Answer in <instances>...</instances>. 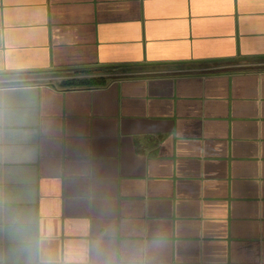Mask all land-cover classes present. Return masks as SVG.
<instances>
[{
    "label": "crops",
    "instance_id": "1",
    "mask_svg": "<svg viewBox=\"0 0 264 264\" xmlns=\"http://www.w3.org/2000/svg\"><path fill=\"white\" fill-rule=\"evenodd\" d=\"M0 264H264V0H0Z\"/></svg>",
    "mask_w": 264,
    "mask_h": 264
},
{
    "label": "trees",
    "instance_id": "2",
    "mask_svg": "<svg viewBox=\"0 0 264 264\" xmlns=\"http://www.w3.org/2000/svg\"><path fill=\"white\" fill-rule=\"evenodd\" d=\"M88 69H77L76 74L89 72ZM108 82L106 76H72L61 80L59 83L64 87H79V86H96L104 85Z\"/></svg>",
    "mask_w": 264,
    "mask_h": 264
}]
</instances>
